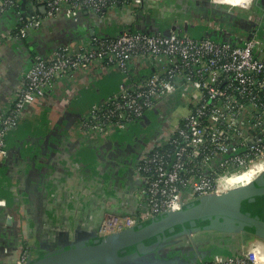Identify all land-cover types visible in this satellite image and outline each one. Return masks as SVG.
Returning <instances> with one entry per match:
<instances>
[{
  "label": "crops",
  "instance_id": "obj_1",
  "mask_svg": "<svg viewBox=\"0 0 264 264\" xmlns=\"http://www.w3.org/2000/svg\"><path fill=\"white\" fill-rule=\"evenodd\" d=\"M26 1V13L42 15L27 35L14 33L15 7L0 17V111L12 103L36 55L52 54L62 44H86L93 35L143 28L244 39L256 30L264 39V4L258 9L214 0H130L99 12L64 5L47 15L44 5ZM151 68L147 58L135 57L132 79ZM122 81L115 65L94 64L64 75L9 131L8 154L0 160L1 193L8 201L0 207V264H17L24 242L29 255L37 257L72 240L96 237L108 214L139 208L143 181L135 173L136 162L147 143L165 132L162 122L154 123L155 110L106 135L80 126L90 105L116 91Z\"/></svg>",
  "mask_w": 264,
  "mask_h": 264
},
{
  "label": "built area",
  "instance_id": "obj_2",
  "mask_svg": "<svg viewBox=\"0 0 264 264\" xmlns=\"http://www.w3.org/2000/svg\"><path fill=\"white\" fill-rule=\"evenodd\" d=\"M126 1L130 0L26 2L42 4L47 15H54L64 5L99 12ZM214 1L249 8L255 0ZM23 2L0 0V17L11 7L17 9L14 33L21 36L42 17L39 11L26 13ZM135 57L147 58L152 68L134 80L131 62ZM94 64L101 68L115 65L123 81L116 91L90 105L81 120L83 129L102 135L125 129L171 95H177L186 106L175 122L166 120L170 123L167 133L164 129L137 160L135 173L143 181L139 208L132 213L108 214L98 235L179 210L202 195L224 192L233 187L225 184V179L235 173L257 169V177L264 171V39L256 30L241 42L195 36L188 30L130 28L115 35H93L86 44H62L52 54L36 55L12 103L0 111V160L8 154L6 134L18 125L25 109L43 99L60 77ZM7 203L0 183V207ZM253 237L237 251L215 253L188 264H264V241ZM29 253L24 242L17 264L26 262Z\"/></svg>",
  "mask_w": 264,
  "mask_h": 264
},
{
  "label": "water",
  "instance_id": "obj_3",
  "mask_svg": "<svg viewBox=\"0 0 264 264\" xmlns=\"http://www.w3.org/2000/svg\"><path fill=\"white\" fill-rule=\"evenodd\" d=\"M239 37L235 36L224 40L242 42L243 38ZM260 194H264V171L248 183L229 188L221 193L202 195L197 202L179 210L168 211L147 222H141L104 236L97 233L93 241L85 245H78L76 242L88 238L72 240L66 244L67 247H55L40 257L29 258L23 264H133L132 260L137 256L157 250L156 242L162 237L166 238L165 231L167 229L174 231L177 225H180L181 229L170 235L174 236L184 232L192 235L194 230L202 228L239 233L246 225H249L254 228L255 234L264 238V218L242 208L244 199H254L256 195ZM203 217H207L210 221L205 224H195L199 218ZM187 222H191V225L187 226ZM154 236H160V239L149 244L144 242ZM130 247L134 248L127 251ZM239 247L230 251L214 248L205 253L195 252V257L174 264H188L197 261L200 257H210L215 253L237 251Z\"/></svg>",
  "mask_w": 264,
  "mask_h": 264
},
{
  "label": "rangeland",
  "instance_id": "obj_4",
  "mask_svg": "<svg viewBox=\"0 0 264 264\" xmlns=\"http://www.w3.org/2000/svg\"><path fill=\"white\" fill-rule=\"evenodd\" d=\"M226 1L233 2L232 0H226ZM262 4H264V0H256L252 2L251 7L252 5H254V7L258 9L259 8L263 9ZM236 8H239V7H236ZM156 30H159V29H156ZM191 33L195 36H202V35H199L197 32L192 31ZM185 108L186 106L184 105V102L181 99H179L177 95H171L165 98V100H162L160 104L156 107V109H154L155 116H156L154 123L159 124L162 122V120H164V122H162V126H164V129L166 130L165 132L166 134L167 130H169V127H170V123L169 122L166 123V120L167 119L173 120V122H175L177 115L183 112ZM142 132L143 130H141V133ZM8 133L9 131L6 134V137ZM155 142H153V140H150L147 144L149 147H151L154 145ZM253 236H257L258 239L264 241V239L260 238L258 235L248 236V235L239 234L237 232H230L227 230H219V229H214V228L196 229L194 230L192 235L188 232H184V233L178 234L175 238L179 244H182L183 246H188V247L192 246L195 248L196 252L205 253L209 251V246L213 243L219 245L220 247H226L225 248L226 251H230V250L236 249L237 247L241 246L244 242H246V240H253L254 238ZM90 242H91V239L88 238L86 240H77L76 244L85 245ZM65 246L67 247L66 244L61 245L59 247L63 248ZM32 256L33 255L31 254L30 257Z\"/></svg>",
  "mask_w": 264,
  "mask_h": 264
},
{
  "label": "flooded vegetation",
  "instance_id": "obj_5",
  "mask_svg": "<svg viewBox=\"0 0 264 264\" xmlns=\"http://www.w3.org/2000/svg\"><path fill=\"white\" fill-rule=\"evenodd\" d=\"M232 1H234V0H232ZM162 122H164V120H162ZM135 170H136V165H135ZM198 199L199 198H196L195 200H191V201L187 202L184 205V207L191 204V203L197 202ZM242 208L245 211H250L251 213L260 215L262 218H264V194L256 195L254 199H251V198L244 199L242 201ZM149 219L150 218L144 220L143 222H147ZM209 221L210 220L207 217H203V218H199L195 222V224H205V223H208ZM139 223H141V222H139ZM190 225H191V222H187V226H190ZM180 229H181V226L177 225L175 227L174 231L173 230L171 231L170 229H167L165 231V233L167 235L166 238L162 237L160 239L159 238L160 236H154L152 238L145 240L144 242L149 244V243H153V241L155 242L159 238L160 240H158L156 242L158 245L157 250H155L149 254L137 256L136 259L132 260V263L133 264H144V263L145 264H174L176 262H178V263L184 262L188 259L195 257L196 250L194 247L183 246L182 244H179L176 241L175 237L177 235H174V236L170 235L171 233L178 231ZM239 234L248 235V236L257 235L254 233V228L252 226H249V225H246L244 227V229L239 231ZM161 236H163V235H161ZM91 241H93V238H91ZM133 248L134 247H130L127 249V251H130ZM214 248H218L222 251L226 250L225 249L226 247H220L219 245H217L215 243H213L209 246V250H212ZM30 256H31V254L29 255V258H31ZM40 256H42V254ZM37 257H39V256H37Z\"/></svg>",
  "mask_w": 264,
  "mask_h": 264
},
{
  "label": "bare ground",
  "instance_id": "obj_6",
  "mask_svg": "<svg viewBox=\"0 0 264 264\" xmlns=\"http://www.w3.org/2000/svg\"><path fill=\"white\" fill-rule=\"evenodd\" d=\"M257 169H248L240 173H235L225 179V184L228 186H238L240 184H245L257 175Z\"/></svg>",
  "mask_w": 264,
  "mask_h": 264
},
{
  "label": "trees",
  "instance_id": "obj_7",
  "mask_svg": "<svg viewBox=\"0 0 264 264\" xmlns=\"http://www.w3.org/2000/svg\"><path fill=\"white\" fill-rule=\"evenodd\" d=\"M215 38V37H214ZM217 39V38H216Z\"/></svg>",
  "mask_w": 264,
  "mask_h": 264
}]
</instances>
